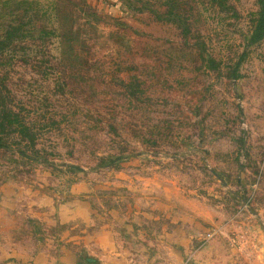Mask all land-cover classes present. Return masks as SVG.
I'll use <instances>...</instances> for the list:
<instances>
[{"label": "rangeland", "instance_id": "obj_1", "mask_svg": "<svg viewBox=\"0 0 264 264\" xmlns=\"http://www.w3.org/2000/svg\"><path fill=\"white\" fill-rule=\"evenodd\" d=\"M258 16V0H0V247L75 212L138 260L264 261Z\"/></svg>", "mask_w": 264, "mask_h": 264}, {"label": "crops", "instance_id": "obj_2", "mask_svg": "<svg viewBox=\"0 0 264 264\" xmlns=\"http://www.w3.org/2000/svg\"><path fill=\"white\" fill-rule=\"evenodd\" d=\"M59 219L66 228L53 235L52 239L42 230L43 234H39L41 240L34 245L0 247V264H161L145 255V258L136 259L124 244L114 242L113 233L109 230L89 231L87 227L76 230L74 223H88L90 216L74 212L68 218ZM206 249L209 246L204 243V252ZM195 264L225 262L206 256L200 261L195 260ZM257 264H264V261Z\"/></svg>", "mask_w": 264, "mask_h": 264}, {"label": "trees", "instance_id": "obj_3", "mask_svg": "<svg viewBox=\"0 0 264 264\" xmlns=\"http://www.w3.org/2000/svg\"><path fill=\"white\" fill-rule=\"evenodd\" d=\"M259 2V16L254 29V39H259L264 33V0H258Z\"/></svg>", "mask_w": 264, "mask_h": 264}]
</instances>
